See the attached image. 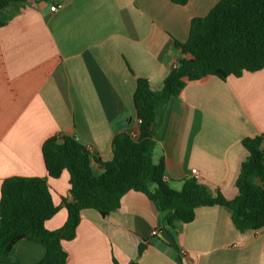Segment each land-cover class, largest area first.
<instances>
[{"label":"crops","instance_id":"0c3cea01","mask_svg":"<svg viewBox=\"0 0 264 264\" xmlns=\"http://www.w3.org/2000/svg\"><path fill=\"white\" fill-rule=\"evenodd\" d=\"M219 1L26 0L2 11L0 194L8 178H47L59 211L45 227L62 228L69 174L48 176L44 142L72 137L110 162L114 136L136 126L138 79L160 91L182 57L175 42L186 43L192 19L206 16ZM57 3L62 7L51 12ZM254 136L264 138V69L225 81L207 77L189 82L169 103L154 161L164 160V178L176 189L195 178L233 200L248 155L242 140ZM91 169L95 176L103 173L96 161ZM165 228L150 199L131 191L107 217L82 212L75 239L62 243L66 264H264V229L239 232L225 207L196 209L194 221L178 223L173 238ZM141 244L146 249L138 257ZM12 254L19 264H37L46 250L22 240Z\"/></svg>","mask_w":264,"mask_h":264},{"label":"trees","instance_id":"16d2710c","mask_svg":"<svg viewBox=\"0 0 264 264\" xmlns=\"http://www.w3.org/2000/svg\"><path fill=\"white\" fill-rule=\"evenodd\" d=\"M25 1L0 0V13L13 3ZM169 1L177 6L189 3ZM3 26L0 19V28ZM175 44L182 57L160 91H154L148 80L138 79L133 103L137 118L142 121L140 135L137 139L129 132L115 135L110 162H102L72 137L56 135L44 142L42 155L48 176L58 179L65 171L69 174L71 199L63 200L68 218L62 228L49 231L45 227L59 211L47 178L4 180L0 194V264H19L12 251L22 240L45 248V257L37 264H66L68 253L62 243L75 239L82 212L95 210L107 217L120 208L122 198L131 191L150 199L171 237L178 223L194 221L200 207L229 209L239 232L264 229L263 136L242 140L248 155L241 165L236 180L238 196L233 200L219 191L211 192L195 178L184 180L181 188L176 189L164 178V160L154 161L156 136L164 112L189 82L212 76L225 81L264 69V0H220L206 16L192 19L186 43ZM92 161L103 168L101 175L93 174ZM145 249L146 244L139 246L138 257ZM114 264L119 263L114 260Z\"/></svg>","mask_w":264,"mask_h":264},{"label":"built area","instance_id":"2783aa9c","mask_svg":"<svg viewBox=\"0 0 264 264\" xmlns=\"http://www.w3.org/2000/svg\"><path fill=\"white\" fill-rule=\"evenodd\" d=\"M62 7V4H53L50 6V11L51 12H56L57 10H59L60 8ZM178 66V62H175L174 65H173V68H176ZM142 124V121L140 119H137L136 120V126L131 128V130L129 131V134L130 136L133 138V139H137L138 136L140 135V125ZM192 173L193 174H196L197 171L196 170H192ZM157 232H154L153 235H156Z\"/></svg>","mask_w":264,"mask_h":264}]
</instances>
